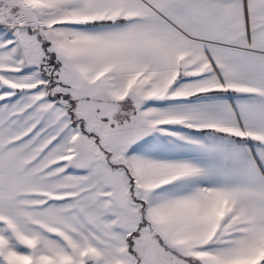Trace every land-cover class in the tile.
<instances>
[{"label": "snow or ice", "instance_id": "obj_1", "mask_svg": "<svg viewBox=\"0 0 264 264\" xmlns=\"http://www.w3.org/2000/svg\"><path fill=\"white\" fill-rule=\"evenodd\" d=\"M0 264H264V0H0Z\"/></svg>", "mask_w": 264, "mask_h": 264}]
</instances>
